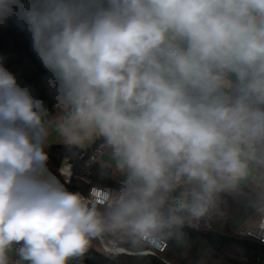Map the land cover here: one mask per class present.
<instances>
[{"label": "clouds", "instance_id": "1", "mask_svg": "<svg viewBox=\"0 0 264 264\" xmlns=\"http://www.w3.org/2000/svg\"><path fill=\"white\" fill-rule=\"evenodd\" d=\"M66 106L68 145L125 171L101 211L48 166L49 112L0 66V264H69L104 233L145 242L205 215L264 162V0H0ZM193 187L175 208L168 194Z\"/></svg>", "mask_w": 264, "mask_h": 264}, {"label": "trees", "instance_id": "2", "mask_svg": "<svg viewBox=\"0 0 264 264\" xmlns=\"http://www.w3.org/2000/svg\"><path fill=\"white\" fill-rule=\"evenodd\" d=\"M0 66L10 71L21 87H29L34 97L51 109L57 98L53 81L35 55L30 35L17 27L12 19L7 20L0 33ZM78 150V147L66 145L45 148L52 172L58 174L64 158L73 163L77 176L70 183L61 180L68 190L87 195L91 185L99 184L121 191L124 183L112 177L110 168H100L96 164L87 170L76 154ZM173 196V191L168 194L166 206L176 207L170 202ZM90 204L101 211L107 207ZM263 209L264 177L258 182L249 181L246 186L215 195L210 210L199 218L191 217L186 211L180 213L184 217L182 226L158 236L168 244L163 252L143 254L142 251L149 248L147 242L133 243L123 234L111 232L102 234V238L134 254H105L90 245L82 257L73 259L90 264H264V244L236 233L249 217Z\"/></svg>", "mask_w": 264, "mask_h": 264}, {"label": "built area", "instance_id": "3", "mask_svg": "<svg viewBox=\"0 0 264 264\" xmlns=\"http://www.w3.org/2000/svg\"><path fill=\"white\" fill-rule=\"evenodd\" d=\"M63 103L56 98V101L53 103L51 109L48 110H57ZM80 149V148H79ZM105 152H111L107 149L103 143L102 138L97 139L91 147L88 149H80L76 152L79 159L83 160V166L87 170L91 169L94 165L98 164L102 159V155ZM58 178L63 180L66 183H70L73 177L77 176L74 174V165L69 158H64L59 169H58ZM81 195V194H80ZM87 203H94L99 205H108L112 200V190L106 186L93 184L90 186L87 195H81ZM238 235H243L250 237L264 244V209L261 217L257 218L254 222L249 225H245L240 228L237 232ZM149 248L142 251V253L148 254H157L163 252L168 244L167 241L161 237L150 238L147 241ZM19 248V245H14L12 254L10 255V264H26V262H20L18 256L16 255V249ZM116 252V251H115ZM108 254V251H105ZM73 264H90L83 260L73 259Z\"/></svg>", "mask_w": 264, "mask_h": 264}, {"label": "crops", "instance_id": "4", "mask_svg": "<svg viewBox=\"0 0 264 264\" xmlns=\"http://www.w3.org/2000/svg\"><path fill=\"white\" fill-rule=\"evenodd\" d=\"M66 111V106L63 104L59 109L57 110H48L49 112V120H50V123H51V133H50V136H49V139L47 141V144L46 146H51V145H66V146H70L68 144H66L58 135V133L56 132V123L58 121V119L65 113ZM99 138H95L93 140H89V141H86L85 143L83 144H80V145H71L73 147H78L80 149H88L89 147H91V145ZM100 168H110L111 171H112V177L120 182V183H125V179H126V174H125V171L122 170L120 168V165L117 161L116 158H114L113 154L111 152H105L103 155H102V159L99 161V163L97 164ZM256 169H259L263 175L260 177V176H256L254 174V170ZM251 170H252V175L249 174L251 173ZM249 173L248 175L242 179L238 185H236L235 187L231 188V189H225V190H222L218 193H216V195H219L221 193H224L225 191H228V190H233V189H236L238 187H243V186H246L248 184L249 181H253V182H258L260 181L263 177H264V164L261 163L260 161H253L251 164H250V169H249ZM193 186L192 185H189V184H185V183H182V184H179L174 190H173V193L175 196H173L171 199H170V202L174 205L177 206L178 202L181 200V199H185L187 198V194L189 193V191L191 190ZM119 194V192L117 191H113L112 190V199L117 196ZM263 212V210H262ZM261 212V213H262ZM258 218V217H257ZM111 241V240H110ZM108 243H110L109 241H107ZM112 242V241H111ZM114 243V242H112ZM102 244V242H101ZM115 244V243H114ZM116 245V244H115ZM93 246V245H91ZM118 246V245H117ZM102 247H103V250L104 249V245L102 244ZM93 248H95L96 250H98L95 246H93ZM120 248H123L124 250H127L126 248L124 247H121ZM100 251V250H98ZM106 251V250H105ZM129 252H119V251H116V252H109V253H113V254H134L133 251L131 250H128ZM102 252V251H101ZM12 254V251L9 253V256ZM106 254V253H105ZM143 254H146V253H143ZM69 264H73V258L69 261Z\"/></svg>", "mask_w": 264, "mask_h": 264}, {"label": "rangeland", "instance_id": "5", "mask_svg": "<svg viewBox=\"0 0 264 264\" xmlns=\"http://www.w3.org/2000/svg\"><path fill=\"white\" fill-rule=\"evenodd\" d=\"M5 24V23H4ZM4 24H0V33H1V31H2V27L4 26ZM249 174H253L252 173V170H251V173H249ZM254 174L256 175V176H262L263 175V173L259 170V169H256V170H254ZM90 206H92L90 203H88ZM262 210H259V211H257L256 213H254L251 217H249L248 218V220L244 223V226L246 225H249V224H251L252 222H254L256 219H257V217L259 218V217H261V215H262ZM100 237L102 238V236L100 235L98 238H96L95 240H93L92 242H91V244L90 245H93V246H95L98 250H100V252L102 251V253H105V250L106 251H108V252H115V251H111L110 249H105V247H104V249L105 250H103V247H102V244L104 243H102L101 244V240H100ZM104 241H106L107 242V240L106 239H104V238H102ZM109 241V240H108ZM108 243V242H107ZM105 244V243H104ZM103 244V245H104ZM120 247V246H119ZM109 254V253H108ZM113 254V253H112Z\"/></svg>", "mask_w": 264, "mask_h": 264}, {"label": "bare ground", "instance_id": "6", "mask_svg": "<svg viewBox=\"0 0 264 264\" xmlns=\"http://www.w3.org/2000/svg\"><path fill=\"white\" fill-rule=\"evenodd\" d=\"M103 242L102 243L104 244L105 249H110L111 251H121V250H123V248H120L119 246L115 245L111 241H109L110 243H107L106 241L103 240Z\"/></svg>", "mask_w": 264, "mask_h": 264}, {"label": "water", "instance_id": "7", "mask_svg": "<svg viewBox=\"0 0 264 264\" xmlns=\"http://www.w3.org/2000/svg\"><path fill=\"white\" fill-rule=\"evenodd\" d=\"M100 240L103 242V239L100 237ZM119 252H129L128 250H121V251H119Z\"/></svg>", "mask_w": 264, "mask_h": 264}]
</instances>
